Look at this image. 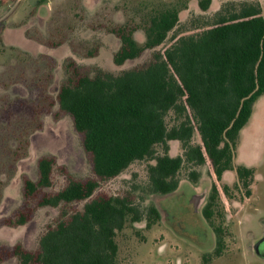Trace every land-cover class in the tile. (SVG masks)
<instances>
[{"label":"trees","instance_id":"obj_1","mask_svg":"<svg viewBox=\"0 0 264 264\" xmlns=\"http://www.w3.org/2000/svg\"><path fill=\"white\" fill-rule=\"evenodd\" d=\"M191 1L183 9L191 7ZM214 1L196 0L200 12L192 26L181 20L182 7L166 5L134 22L108 28L121 41L114 63L123 66L151 49L150 58L141 64L118 71L97 65L90 74L79 73L81 65L69 60L77 73L66 69L57 102L82 134L93 177H67L62 188L43 195L38 205L88 200L48 227L35 256L15 244L8 254L23 257L19 264H120L119 233L127 224L141 221L145 230L150 229L160 221V210L155 204L141 207L130 191L91 196L132 160L145 158L156 159L148 166L147 183L149 192L159 194L174 192L182 178L197 183L201 166L209 163L214 180L202 214L216 242L204 258L224 253L226 229L218 182L228 196L235 189L244 190L245 197L252 194L254 169L236 165L234 157L239 132L264 93V13L259 0H225L217 6ZM138 29L144 32L143 41L134 36ZM164 44L162 51L157 49ZM158 145L163 152L155 156ZM55 164L52 155L38 160V178L24 181L25 196L53 185ZM228 170L236 174L232 183L223 181ZM28 219L20 210L4 223L22 224ZM136 233L144 241L145 236Z\"/></svg>","mask_w":264,"mask_h":264},{"label":"rangeland","instance_id":"obj_2","mask_svg":"<svg viewBox=\"0 0 264 264\" xmlns=\"http://www.w3.org/2000/svg\"><path fill=\"white\" fill-rule=\"evenodd\" d=\"M260 1L264 5V0ZM185 2L188 0H0V264L25 261L8 254L18 243L35 256L48 227L68 218L88 200L57 207L38 205L43 195L62 188L67 177H93L82 134L57 102L66 69L77 73L69 60L73 58L81 65L79 73L90 74L97 65L118 71L141 64L150 58L151 49L123 66L114 63L113 55L121 41L107 29L134 22V18L166 5L182 7L181 20L192 26L200 10L196 0L183 9ZM134 36L138 41L145 38L140 29ZM165 46L157 49L162 51ZM162 152V146H156L155 156ZM50 155L56 159L53 185L25 196L24 181L37 180L38 160ZM155 162L154 158L132 160L91 196L130 191L141 207L155 204L160 210V221L150 229L145 230V221H141L127 224L119 233L120 264H264V246L260 253L255 248L264 237V93L254 102L252 114L239 132L234 157L236 165L254 169L251 196L245 197L241 189L228 196L218 182L226 229L222 255L208 261L204 258L216 242L202 214L214 180L209 163L201 166L197 183L182 178L178 191L159 194L149 192L147 183L148 166ZM235 177V171L230 170L223 181L232 183ZM63 209L68 212L62 214ZM20 210L29 215L26 222L4 223L16 218ZM137 230L145 236L144 241Z\"/></svg>","mask_w":264,"mask_h":264},{"label":"water","instance_id":"obj_3","mask_svg":"<svg viewBox=\"0 0 264 264\" xmlns=\"http://www.w3.org/2000/svg\"><path fill=\"white\" fill-rule=\"evenodd\" d=\"M261 246H264V237L261 238L260 240L257 241L256 245H255V248H256V251L260 253L261 250Z\"/></svg>","mask_w":264,"mask_h":264},{"label":"crops","instance_id":"obj_4","mask_svg":"<svg viewBox=\"0 0 264 264\" xmlns=\"http://www.w3.org/2000/svg\"><path fill=\"white\" fill-rule=\"evenodd\" d=\"M222 1H225V0H220V2H218V3H221ZM259 1H260V0H259ZM260 4H261V6H262V11H263V13H264V5L262 4L261 1H260ZM229 171H230V170L226 171V172L224 173V176H226V174H228ZM122 172H123V171H122ZM122 172H121V173H122ZM121 173H120V174H121ZM118 175H119V174H118ZM118 175H117V176H118ZM224 176H223V177H224ZM180 187H181V183L179 184L178 189H176L175 191H178ZM175 191H174V192H175Z\"/></svg>","mask_w":264,"mask_h":264}]
</instances>
